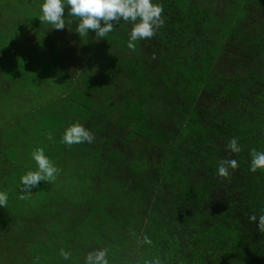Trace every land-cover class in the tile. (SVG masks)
Returning a JSON list of instances; mask_svg holds the SVG:
<instances>
[{"label": "trees", "instance_id": "trees-1", "mask_svg": "<svg viewBox=\"0 0 264 264\" xmlns=\"http://www.w3.org/2000/svg\"><path fill=\"white\" fill-rule=\"evenodd\" d=\"M41 2L0 0V245L27 242L31 264L98 248L109 264H264V169L249 171L264 151V0H155L164 23L134 48L131 24L80 37L67 9L64 29L41 23ZM73 122L93 142L61 143ZM36 148L62 191H20Z\"/></svg>", "mask_w": 264, "mask_h": 264}, {"label": "clouds", "instance_id": "clouds-1", "mask_svg": "<svg viewBox=\"0 0 264 264\" xmlns=\"http://www.w3.org/2000/svg\"><path fill=\"white\" fill-rule=\"evenodd\" d=\"M39 7L38 18L41 23L46 22L56 30L64 29L66 25L64 13L67 9V16L71 17V22L74 21L76 25L74 31L80 37H84L93 30L94 37L97 38L95 40L105 38L121 21L131 24L127 39L129 48H134L137 40L151 38L156 29L164 23L163 9L155 0H42ZM93 140V133L79 122L68 125L60 137V142L69 146L91 143ZM227 147L233 153L241 151L236 138H232ZM30 155L35 161L36 168L20 176L19 184L22 193L32 192L31 189L41 181L55 180L60 172V169L45 155L43 148H36ZM249 155V171L256 172L257 169H264V151L253 149ZM237 166V161L234 159L222 160L217 166V172L220 176L227 177L229 169H235ZM7 200V193L0 191V206L5 205ZM251 219L256 220L257 227L264 231V215L253 216ZM144 242L151 243L147 236ZM61 254L65 259L68 258L67 252L62 250ZM84 264H109L106 251L98 248L88 252L84 257Z\"/></svg>", "mask_w": 264, "mask_h": 264}, {"label": "rangeland", "instance_id": "rangeland-1", "mask_svg": "<svg viewBox=\"0 0 264 264\" xmlns=\"http://www.w3.org/2000/svg\"><path fill=\"white\" fill-rule=\"evenodd\" d=\"M18 123H15V127L16 129L18 128ZM33 161V160H31ZM59 176H57V178L55 179V183L53 181L49 182L50 183V187H49V193L50 192H59L62 191L63 189V184L64 182H66L65 179H61L64 178L61 176V174H58ZM57 196H55L54 198H56ZM37 199H40L39 197H35ZM45 200H53L52 198H44ZM60 199H54V201H58ZM47 201V202H48ZM31 202H34V200H31ZM1 242L6 243L7 242H12V240H10V236L4 235L3 237H1ZM23 242V240H21V243ZM1 246L0 245V264H31L33 259L37 258V251H36V256H33V253L30 251L32 248V246L27 247V242L25 243L24 247L20 246V241H18V243H14L13 245H7V246ZM27 247V248H26ZM20 253L25 254V256H28L26 258V260L28 261H24L22 260L23 255H20ZM35 253V251H34ZM138 261H140L142 264H152L147 262V259L145 257V254H141L139 256ZM38 263V261H37ZM56 264H84V259H82L80 261L79 258H75V260L70 259L69 257L67 259L63 257L59 258L58 260H56ZM158 264V262L156 263Z\"/></svg>", "mask_w": 264, "mask_h": 264}]
</instances>
